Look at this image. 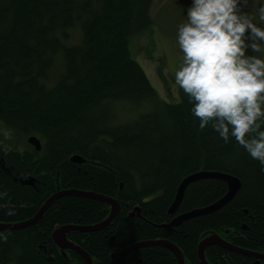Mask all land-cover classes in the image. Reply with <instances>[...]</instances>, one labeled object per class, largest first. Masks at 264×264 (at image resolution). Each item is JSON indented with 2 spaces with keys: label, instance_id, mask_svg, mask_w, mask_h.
<instances>
[{
  "label": "trees",
  "instance_id": "16d2710c",
  "mask_svg": "<svg viewBox=\"0 0 264 264\" xmlns=\"http://www.w3.org/2000/svg\"><path fill=\"white\" fill-rule=\"evenodd\" d=\"M153 6L154 0H0V126L6 131L0 134V192L6 193L0 224L31 219L54 193L76 190L119 205L99 229L67 233L91 264H114L127 247L157 240L177 246L184 264H201L199 243L212 235L264 254L259 161L234 139L225 143L210 125L201 131L182 90L163 98L133 58L141 48L152 58ZM119 105L131 108L128 117H121ZM31 135L40 150L28 142L18 149ZM75 155L83 161H72ZM205 172L234 176L240 187L222 207L172 225L227 193L226 181L202 177L169 212L182 180ZM109 214L101 200L61 196L33 225L0 229L7 237L0 239V264H84L52 233L64 225H98ZM204 258L208 264H264L217 244L204 249ZM121 264L178 260L169 248L148 245Z\"/></svg>",
  "mask_w": 264,
  "mask_h": 264
},
{
  "label": "clouds",
  "instance_id": "9594fccd",
  "mask_svg": "<svg viewBox=\"0 0 264 264\" xmlns=\"http://www.w3.org/2000/svg\"><path fill=\"white\" fill-rule=\"evenodd\" d=\"M248 3L191 0L176 28L174 83L201 131L210 125L225 143L234 139L264 170V26L255 22L264 23V0L255 17Z\"/></svg>",
  "mask_w": 264,
  "mask_h": 264
},
{
  "label": "water",
  "instance_id": "95a60500",
  "mask_svg": "<svg viewBox=\"0 0 264 264\" xmlns=\"http://www.w3.org/2000/svg\"><path fill=\"white\" fill-rule=\"evenodd\" d=\"M27 142L29 144L33 145L36 150H40L41 144H40L39 139L36 136H34V135L29 136L27 138ZM71 160L75 161V162H82L83 161V159L77 155L71 157ZM202 177H214V178H219V179L226 181V183L228 185L227 193L219 201L213 203L212 205H210L208 207H205L203 209H196V210L184 213V214L176 217L172 221V225H176L184 219H188L190 217H193V216H196L199 214L209 213V212H212V211L222 207L233 197V195L237 192V190L240 187V180L234 176L229 175V174H223V173H218V172H205V173L192 174V175L184 178L182 180V182L180 183L178 190H177V193H176L175 200H174L173 204L171 205L169 212H173L174 209L176 208L177 204L180 202L185 187L189 183H191L192 181L197 180V179L202 178ZM25 183H29V181H25ZM65 195H79V196L94 198V199L101 200L110 206L109 216L107 217V219L105 221H103L102 223H100L98 225H93V226L64 225V226L57 227L52 233V239L58 246L63 247V248H68V249L75 251L83 259L84 264H91V259H90L89 255L83 249H81L79 246H77L76 244L71 242L67 238V233L70 231H73V230L82 231V232L97 230L101 226H103L105 223L109 222L111 220V218L116 214L117 210L119 209L118 203L109 197H106V196H103L100 194H95L92 192H83V191H76V190L58 191L47 199V201L41 206V208L39 209V211L37 212V214L33 218L28 219V220L23 221V222L15 223V224H0V229H7V230L18 229V228H25V227H28L30 225H33L34 223H36L40 219V217L42 216L44 211L50 206V204L54 200H56L57 198H59L61 196H65ZM212 244L220 245L224 248L236 251L240 254L250 256L256 260H261V259L264 260V254L255 253V252L236 248V247L226 243L225 241H223L218 236L212 235V236L204 238L199 243L197 253H198V258L201 261V264H208L204 258V249L207 246L212 245ZM148 245H161V246H165V247L169 248L170 250H172L175 253L177 260H178V264H184L182 254H181L180 250L177 248V246H175L174 244H172L168 241H164V240L148 241V242H141V243L133 244V245L127 247L120 254V256L115 260L114 264H121L123 258L128 253H130L133 249L141 247V246H148ZM252 264H256V262H253Z\"/></svg>",
  "mask_w": 264,
  "mask_h": 264
},
{
  "label": "rangeland",
  "instance_id": "374dc122",
  "mask_svg": "<svg viewBox=\"0 0 264 264\" xmlns=\"http://www.w3.org/2000/svg\"><path fill=\"white\" fill-rule=\"evenodd\" d=\"M191 0H154V6L151 10L152 17V28H153V43L154 47L148 46L147 52L152 55V58L147 57V53L140 51V55L133 56V58L138 61V63L143 67L150 83L154 86L157 93L163 98L172 99L176 97L175 87L177 90V85L174 83V69L178 66L180 52L178 45L175 44L176 28L179 23L184 19V11L186 7L190 4ZM258 6V0H249L245 11L255 17L256 8ZM258 25L264 26V23L255 19ZM152 43V44H153ZM140 45V41H139ZM256 55H261L256 53ZM170 93V94H169ZM179 93V87H178ZM174 97V98H173ZM169 101H177L176 100ZM120 115L128 117L131 108L128 105H119ZM6 133L5 129L0 126V134ZM14 133L7 134L9 138H15ZM7 137V138H8ZM26 140L23 143L16 144L18 149L26 147Z\"/></svg>",
  "mask_w": 264,
  "mask_h": 264
}]
</instances>
